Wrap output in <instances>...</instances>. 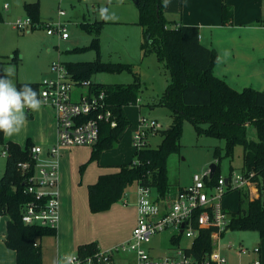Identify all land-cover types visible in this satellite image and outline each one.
<instances>
[{"label": "rangeland", "instance_id": "1", "mask_svg": "<svg viewBox=\"0 0 264 264\" xmlns=\"http://www.w3.org/2000/svg\"><path fill=\"white\" fill-rule=\"evenodd\" d=\"M194 1L169 0L167 7L164 8L169 25L175 27L182 23L183 15L193 11ZM31 3H38L40 23L35 29L19 30L15 27V22L29 17L26 5ZM5 6L8 8L5 9ZM60 12L63 13L61 17ZM0 16V68L14 67L13 80L16 85L40 84L45 78L53 76L52 66L58 61L77 63L100 59L105 63L133 66V73L98 72L91 78L94 83L106 85H127L135 80L141 83L140 102L124 109L130 125L126 127L123 138L112 148L102 150L98 159L93 161L91 147L69 149L64 159L66 194L72 191L75 195L73 217L77 223L81 221L82 226L77 234L93 236L95 243L97 241L113 243L132 226L129 208L133 202L125 204L123 201L130 200L133 194L137 196L138 185L134 183L129 186L122 200L108 214L91 213L87 187L95 183L105 169L110 170L107 173H111L114 172L113 166L135 160L136 146L133 139L141 116L157 120L163 126V130L171 125V110L165 105L158 104L171 83L170 72L156 54H143L141 50L144 41L143 31L137 25L139 12L132 0H0ZM59 21L65 24L70 37L66 42L58 35L47 34L51 28L48 23ZM85 26L94 29L98 27L97 48H90L96 35L95 32H89ZM53 120V110L42 104L39 111L28 112L27 123L19 134L5 137V140L16 142L23 147L30 139L33 144L47 147L55 138ZM182 128L180 149L171 152L166 162L170 194H174L179 186L187 185L194 175L205 174L212 164L219 166L218 174L224 179L231 176V169H234L236 174L242 173L241 147L235 149L231 161L226 155V143L223 139L207 135L198 136L193 124L187 120L183 121ZM256 132L255 127L249 128L248 138L256 140ZM161 142L162 137L158 133L150 134L146 139V145L150 148H157ZM216 147L220 148L218 157L214 155ZM5 150L4 146H0V180L5 173L6 157L2 156ZM152 193L154 197L159 195L156 188L152 189ZM239 193V190H229L223 198V204L226 206L224 209L232 213L238 211ZM59 230L61 232L63 228ZM67 232L69 231L64 230L63 233ZM173 234V231L168 230L152 238L151 246L155 255L162 254L170 248ZM68 246L67 243L57 242V236H45L42 239L44 262L63 263L75 257L77 252L75 250L68 252ZM99 247L101 251L111 249L101 245ZM255 248H260L261 255L254 253ZM218 251L226 259V264H252L256 260L264 264V238L256 230H234L225 233L220 239ZM4 255L13 258L15 253L0 237V263L7 260L2 259ZM128 257L122 254L115 255L110 264H125ZM99 264L108 263L103 259Z\"/></svg>", "mask_w": 264, "mask_h": 264}, {"label": "trees", "instance_id": "2", "mask_svg": "<svg viewBox=\"0 0 264 264\" xmlns=\"http://www.w3.org/2000/svg\"><path fill=\"white\" fill-rule=\"evenodd\" d=\"M138 22L142 28L144 41L141 50L144 55L156 54L159 61L170 72L171 83L159 101L171 112L172 123L162 132V142L157 148L136 149L134 161L113 166L114 172L102 174L96 183L88 186V201L91 213L108 211L122 200L125 190L136 183L138 186L156 188L161 198L170 195L167 183V157L171 152L179 151L183 135L182 124L191 122L198 136L207 135L223 139L226 143V155L232 161L235 149L242 148L243 170L241 175L250 178L251 190H240L239 209L229 212V231L256 230L264 238V92L253 88L237 91L224 79L215 76L213 70L219 61L215 50L204 46L200 41L197 26L178 24L169 25L164 14V0H138ZM26 11L35 24H39L38 3L26 5ZM233 9L222 6V23L229 26L233 22ZM1 20V16H0ZM89 32H95L90 48L98 47V27L85 26ZM86 49V48H85ZM84 49H75L80 51ZM72 79L81 83L91 81L98 72L133 73V66L120 63H105L100 59L91 62L64 63ZM137 79V78H136ZM93 92H105L112 106L117 125H101L99 142L92 147L91 161L98 159L102 150L112 148L122 138L126 127L130 125L124 109L137 105L141 83L106 85L92 82ZM25 83L17 84V87ZM30 84L40 95V84ZM256 128L257 139L248 138V130ZM30 139L25 146L6 141L0 133V146L7 151L5 173L0 180V213L10 217L5 243L16 253L15 264H45L40 245L45 236H56V229L29 227L22 223V207L33 200L25 194V178L18 170L21 162H31ZM216 147L214 155L219 156ZM217 166V165H216ZM219 166L208 185L216 182L220 175ZM234 169H231L232 174ZM246 203V207H245ZM215 227H204L190 251L201 260L212 251L211 233ZM98 252V244L81 246L78 255L86 257Z\"/></svg>", "mask_w": 264, "mask_h": 264}, {"label": "built area", "instance_id": "3", "mask_svg": "<svg viewBox=\"0 0 264 264\" xmlns=\"http://www.w3.org/2000/svg\"><path fill=\"white\" fill-rule=\"evenodd\" d=\"M62 15L60 12L59 17ZM48 25L51 27L47 31L49 36L58 35L64 42L69 40L63 22H49ZM15 27L27 31L35 29L37 24L27 17L17 20ZM52 72V77L40 83L39 97L43 105L53 110L56 141L47 147L34 144L30 151L32 161L19 163L18 170L25 178V194L33 197L22 207V223L29 227L57 229L61 216L60 162L63 150L94 147L100 140L101 125L109 124L115 128L117 122L105 92H93L90 81L75 82L60 61L53 63ZM161 130L163 126L157 120L141 116L133 139L136 149L147 147L149 135ZM2 156L7 157V151ZM212 178L210 169L203 175L196 174L189 185L179 187L165 198L154 197L153 188L138 186L137 221L129 240L107 251L98 249L93 256L83 258L76 254L67 259V264H99L103 259L110 264L118 254L129 256L125 264H226V259L218 251L220 239L229 232L230 224L223 198L230 189L251 190L252 184L249 177L235 172L208 185ZM9 222L10 217L0 213V237L4 242ZM211 226L216 228L210 235L212 251L199 260L190 251L202 229ZM168 230L174 232L170 248L155 255L152 238ZM254 252L260 253V249L255 248ZM252 264L261 262L256 260Z\"/></svg>", "mask_w": 264, "mask_h": 264}, {"label": "crops", "instance_id": "4", "mask_svg": "<svg viewBox=\"0 0 264 264\" xmlns=\"http://www.w3.org/2000/svg\"><path fill=\"white\" fill-rule=\"evenodd\" d=\"M224 4L231 7L234 12L233 22L229 26H224L222 23V6ZM193 7L192 12H189L187 15H183L182 23L180 24L197 26L200 31L201 43L204 46L215 50L219 56V61L213 70L215 76L224 79L230 87L237 91L253 88L264 92V0H195L193 2ZM55 141L56 128L55 138H53V142L50 145L54 144ZM68 151L69 149L63 150L60 162L61 216L60 223L56 229V236L57 242L67 243L69 245L67 248L68 252H72L74 250L78 252V249L81 246L95 243L93 242L95 239L90 235L85 237L77 234L78 230H80L82 226L80 224L81 221L80 223H77L73 217L75 195L72 191L66 194L67 189L63 174L65 167L64 159ZM107 171L110 170L105 169V171H103L100 175L106 174ZM191 182L192 178L189 180L187 185ZM83 202H85V199H83ZM123 202H125V204H127V202H133L129 208L132 226L128 229V232H124L122 235L118 236L113 243L106 244L103 241H97L96 244L101 245V247H109L112 249L116 245L129 240L131 236L132 230L137 221L136 195L133 194L130 200L125 199ZM115 205H117V203L114 204L108 211L98 214L110 213ZM60 228H63V231L60 232ZM64 230H68V234L63 233ZM40 245L42 247V240ZM99 245L98 249H100ZM255 254L261 255V250L260 253ZM2 259L7 260L0 264H15L16 253L13 258L4 255ZM44 263L67 264V262L64 261L63 263H52L48 261H45Z\"/></svg>", "mask_w": 264, "mask_h": 264}, {"label": "clouds", "instance_id": "5", "mask_svg": "<svg viewBox=\"0 0 264 264\" xmlns=\"http://www.w3.org/2000/svg\"><path fill=\"white\" fill-rule=\"evenodd\" d=\"M169 0H164L167 7ZM12 66L0 68V133L5 137L19 134L28 120V112H37L42 100L37 91L28 83L17 87Z\"/></svg>", "mask_w": 264, "mask_h": 264}, {"label": "water", "instance_id": "6", "mask_svg": "<svg viewBox=\"0 0 264 264\" xmlns=\"http://www.w3.org/2000/svg\"><path fill=\"white\" fill-rule=\"evenodd\" d=\"M134 2V4L137 6L138 5V0H132ZM217 166L215 164H212L210 166V170H211V177L214 176L215 172H216ZM230 232V231H229ZM182 233V232H181Z\"/></svg>", "mask_w": 264, "mask_h": 264}]
</instances>
